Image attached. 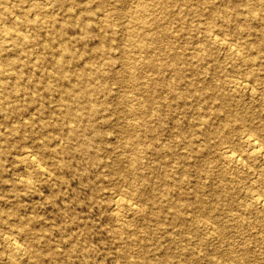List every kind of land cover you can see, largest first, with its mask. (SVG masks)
Segmentation results:
<instances>
[{
	"label": "rangeland",
	"instance_id": "1",
	"mask_svg": "<svg viewBox=\"0 0 264 264\" xmlns=\"http://www.w3.org/2000/svg\"><path fill=\"white\" fill-rule=\"evenodd\" d=\"M166 4L171 20L165 25L171 31L147 46L139 31L152 27L151 17L161 14L153 0L0 4L9 10L0 18V29L9 26L29 39L27 51L11 49L12 38L0 34L2 52L19 64L15 68L0 59L7 67L0 73V97L9 101L0 105V264L11 259L29 264H137L139 259L144 264H233L223 253L231 245L237 253L246 252L245 264H264V155L244 140L251 120L264 125V0ZM248 5L254 7L253 17ZM223 13L236 22L226 25ZM25 17L46 24L19 23ZM49 33L57 38L45 49L42 39ZM200 48L207 53L204 58L197 56ZM58 52L64 56L60 67ZM175 54L191 64L171 85ZM145 60L160 69L145 68ZM124 66L138 78L124 74ZM65 70L84 73L92 96L79 91L75 76L61 77ZM191 79L200 89H211V83L217 87L191 91ZM70 86L75 96L70 103L84 116L66 121L59 96ZM219 94L227 96L223 109ZM144 97L149 106L138 124L139 113L126 109ZM229 115L241 116L233 140L245 165L227 161L219 150L213 130ZM69 128L75 134L66 138ZM122 128L139 139L127 140ZM43 138L49 148L57 145L56 155L47 154ZM87 138L83 150L81 140ZM132 155L142 174L135 180L111 166ZM55 158L64 165L52 163ZM252 171L253 183L247 176ZM213 191L222 196L209 200ZM162 193L179 205L177 210L167 207ZM198 194L208 197L206 207H216L207 218L198 211ZM118 197L119 206L114 203ZM15 241L23 246L21 253L11 248ZM184 257L194 261L185 263Z\"/></svg>",
	"mask_w": 264,
	"mask_h": 264
},
{
	"label": "bare ground",
	"instance_id": "2",
	"mask_svg": "<svg viewBox=\"0 0 264 264\" xmlns=\"http://www.w3.org/2000/svg\"><path fill=\"white\" fill-rule=\"evenodd\" d=\"M12 0H0V4H6L7 2H10ZM62 0H56V2H60ZM156 4H157V8L159 9V12L161 14L159 15H155L153 17H151V24L153 25L152 27H144L143 29H141V31H139L141 33V35H143V41L141 42L142 46L144 44V46H147V43H157L160 39V36L162 35H166L168 34L171 30L170 27H167L168 25H165V22H168L171 20L170 16L167 14V4H166V0H153ZM186 4H188L189 0H183ZM6 7V6H5ZM4 6L0 8V18H6L8 15V8H5ZM251 7V8H250ZM5 8V9H3ZM247 11L250 13V15L253 17L254 16V7L253 6H249L247 7ZM149 16V14H147ZM223 19H225V24L228 26H231V23H235L236 20L235 19H228V16L223 13L222 15ZM19 23H22L24 25L27 26H32L37 28L39 25L40 26H45L46 21H43L41 19H30V18H23L18 20ZM56 20H51V22H53L52 25H55ZM11 24L14 23V21L10 22ZM15 24V23H14ZM8 28V29H7ZM153 28H156L153 30ZM2 33V34H1ZM0 34L1 35H5L7 37L12 38V43H10L11 45V49L14 48H18V49H24L25 51H27L28 47L26 46L27 42L29 39H27L22 33L16 32L15 30L9 29V26H6L5 29H0ZM55 37L57 38V36L52 35L51 33L48 34V36H46L44 39H42V43H43V47L45 49H50L52 47V42L55 40ZM251 46H253L252 44H250ZM65 50V47L63 48ZM23 50V51H24ZM198 58H204V56L207 54L206 52L202 51V49H198ZM237 49H233L232 52H235ZM3 47L0 45V54H3L2 56L0 55V59L2 61H5L6 65H14L15 68L19 66V64L17 63L16 60L10 59L9 54L3 53ZM28 54H26L27 57H31L32 54L27 52ZM211 54H213L212 52H210ZM103 54V53H102ZM183 55V54H182ZM182 55L180 56L179 54H175L172 63L174 65V69H175V74L171 77L169 83L171 85L175 84V81L180 78L183 74V71L181 70L182 67H188L191 63L189 62V60L186 59H182ZM63 53L62 52H58L56 54V66L60 67L61 63H62V59H63ZM151 58V57H150ZM250 62L253 63L255 58H252V56L250 57ZM0 61V62H2ZM190 63V64H189ZM3 62L0 63V73H5L7 71V67H3ZM145 68H155V70H159L160 69V65L158 64H153L151 63V61L149 60H145V64H144ZM124 74H126L130 79L134 80L138 78V75L136 72L133 71V69L128 68L127 66L122 67ZM17 70V71H16ZM14 70L15 74L18 76L21 73V68L20 69H16ZM249 73V72H248ZM69 75H73L75 76V79L77 81L75 82H80L81 86H80V92H82L84 95H88V96H92L93 92H91L90 87L87 86V84L83 83L82 78L84 77V73L81 72H73L72 74L68 71L65 70L60 76L61 77H67ZM252 74H249V77H251ZM170 78V77H169ZM214 79V77H213ZM159 79H157V81H159ZM195 80L191 79L189 80L190 85H192L194 88H190L191 91L195 90L196 92H198L199 90H209L210 86L204 87V89H200V87H195L194 85ZM212 84V88L210 90L215 89V87H217V84L215 85V83H211ZM48 87V86H47ZM1 88H4V83L1 80L0 81V90ZM72 87H68L66 88V93L65 94H61L59 96V100L61 102V104H64L65 107V115H64V119L66 121H70L71 118H75V119H79L82 116H84V111L80 108L77 107L75 108L72 103H70V100L75 99V96L72 95ZM69 94H71V96H68ZM222 94H219V96H221ZM1 98V97H0ZM221 104L227 102V96L226 95H222L221 96ZM92 102L89 101V111H94L95 106H93L91 104ZM0 105H9V101L6 98H1L0 99ZM149 104H147V100L145 99V97L143 98V100L141 99V101L136 105H130L127 109L126 112L129 114H135V113H139V121H137L138 124H142L143 123V115L146 114L147 109H148ZM223 106L226 107V105H222L220 106L221 109H223ZM83 108V107H82ZM239 119H241V116H237L232 118L231 115H229L228 117H226L223 121L222 124L217 125L214 128V132L219 136V150L221 151V153L223 154V157H225V159L229 162H233L236 164H246L245 163V158L242 154V152L237 151V149L235 148L236 142H234V134H236L238 132L239 127L237 126V124L235 123V121H239ZM206 119H203V122L205 123ZM234 121V122H232ZM145 124V123H144ZM46 125L45 121H42V127H44ZM146 125V124H145ZM146 129V127H144ZM247 128L249 130L250 133H248L249 135L246 136V138L244 139L246 141V143H248V146L250 147V149H252L253 152H255L257 155H264V125H255L254 122L251 120L248 124H247ZM205 132H209L208 129H205ZM254 133L257 135L254 136ZM75 134V130H73L72 128H69L68 131L65 133L64 137H70L71 135ZM121 134L125 137L128 138L127 140H134V139H139L138 134H136L133 138L131 137V133L128 132V130L126 128H122L121 129ZM46 138H43L42 142L43 145L46 144L45 149L47 150V154H52V155H56L58 153V149H57V145L56 144H52L49 148L48 146V140H45ZM88 138L85 140H81L82 141V148L83 150L86 149L85 147V143L88 144ZM236 145V146H235ZM28 155L33 154V152L31 150H28L26 152ZM160 153V151H159ZM36 157V156H35ZM37 159H39L38 157H36ZM50 163V162H49ZM54 164L59 165V166H63L64 163L62 162L61 159L55 158L53 160ZM52 163H50V166H52ZM112 163V167L114 166V170L121 173L125 178L127 177H131L129 179L135 180L136 178H139L140 176H142L141 172L138 171V164H137V157L136 155H132L128 160L123 161L121 159H115L114 161L111 162ZM45 169H47L46 167H44ZM49 168V167H48ZM35 170L37 171L38 168H35ZM48 170V169H47ZM50 171V168L49 170ZM254 172H248V177L250 178L249 181H251V183L254 182V179H252V177L254 176L253 174ZM245 175V177H247ZM144 182H146L144 180ZM168 186H170V184L167 182V180H165L164 186H163V192L164 193H169V189ZM139 190L136 192V194L138 195ZM141 195V194H140ZM162 196L165 199V203L167 205V207L169 209L172 210H177L179 205L175 202V201H171L169 200L168 196L164 195L162 193ZM212 197L209 200H214V199H218V197L222 196L221 193L217 192V191H213ZM208 198V197H207ZM207 198H205V195L202 194H198L196 196V200L198 203V211L201 213V215L204 218L208 217V214H211L216 207L215 206H210V207H206L207 204ZM225 199V198H224ZM226 200H228L226 198ZM228 202L230 203L231 201L228 200ZM117 206H119L120 204H122V198H117V200L114 202ZM130 208H134L133 205H131ZM246 211H252L250 207L246 208ZM207 215V216H206ZM210 217V216H209ZM258 221H260V219H258ZM27 226L23 227V231H26ZM11 248L14 249L16 252L21 253L23 251V246L18 242H12L10 243ZM245 248V247H244ZM35 255H41V253H39L36 249L34 250ZM224 254H226L229 258H231L233 264H245V253H237L236 250H234L233 245L230 246V248L227 250V252H223ZM194 261V259H190V258H186L184 257V262L185 263H190ZM145 262V260H144ZM137 264H144L143 260L139 259L136 261ZM10 264H29L28 262H25L24 260H20V261H16L11 259L10 260Z\"/></svg>",
	"mask_w": 264,
	"mask_h": 264
}]
</instances>
